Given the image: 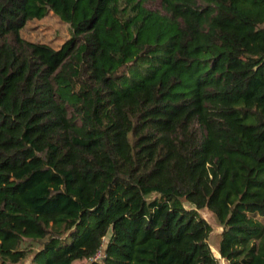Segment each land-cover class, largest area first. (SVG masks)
<instances>
[{
    "label": "trees",
    "instance_id": "trees-1",
    "mask_svg": "<svg viewBox=\"0 0 264 264\" xmlns=\"http://www.w3.org/2000/svg\"><path fill=\"white\" fill-rule=\"evenodd\" d=\"M201 210L264 264V0H0V264H217Z\"/></svg>",
    "mask_w": 264,
    "mask_h": 264
},
{
    "label": "rangeland",
    "instance_id": "rangeland-1",
    "mask_svg": "<svg viewBox=\"0 0 264 264\" xmlns=\"http://www.w3.org/2000/svg\"><path fill=\"white\" fill-rule=\"evenodd\" d=\"M157 4L153 3L152 8H157ZM21 36L30 42L49 44L54 48H59L67 39H69L68 25L61 21L53 13H48L40 20H33L26 24L21 32ZM186 209L191 206L184 204ZM199 214L211 226V233L208 237V245L217 259V264H226L217 253V248L220 242L221 227L218 225L215 218L205 210L199 211Z\"/></svg>",
    "mask_w": 264,
    "mask_h": 264
},
{
    "label": "built area",
    "instance_id": "built-area-1",
    "mask_svg": "<svg viewBox=\"0 0 264 264\" xmlns=\"http://www.w3.org/2000/svg\"><path fill=\"white\" fill-rule=\"evenodd\" d=\"M102 258V251H98V253L94 256L93 260L97 261Z\"/></svg>",
    "mask_w": 264,
    "mask_h": 264
}]
</instances>
